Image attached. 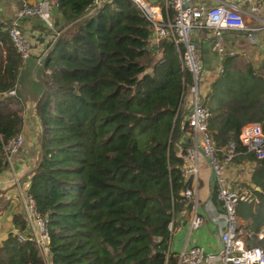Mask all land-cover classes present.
<instances>
[{
	"label": "trees",
	"instance_id": "1",
	"mask_svg": "<svg viewBox=\"0 0 264 264\" xmlns=\"http://www.w3.org/2000/svg\"><path fill=\"white\" fill-rule=\"evenodd\" d=\"M56 8L65 27L52 36L31 78L38 86V154L26 187L45 220L47 263L177 264L167 252L170 229L192 209L183 193L190 178L182 172L191 134L182 109L191 78L180 66L179 45L168 37L151 43L148 22L131 0H56ZM5 26L0 23V170L2 143L21 132L24 106L22 95L10 92L25 59ZM201 103L217 159L233 144L231 162L250 163V193H237L236 216L244 243L262 246L256 235L264 226V154L245 151L238 134L256 122L264 136V60L256 69L241 55L223 57ZM11 223L0 264H45L22 233L23 215L13 214Z\"/></svg>",
	"mask_w": 264,
	"mask_h": 264
},
{
	"label": "built area",
	"instance_id": "2",
	"mask_svg": "<svg viewBox=\"0 0 264 264\" xmlns=\"http://www.w3.org/2000/svg\"><path fill=\"white\" fill-rule=\"evenodd\" d=\"M100 1L93 0V4L97 5ZM131 1L148 22L150 39L156 42L161 38L168 37L175 46L179 45L180 66L190 74L191 84L187 88L190 95L187 96L189 103L185 120L191 130L193 144L187 148L185 154L195 157L198 150L200 151L207 160L217 187L216 196L222 208L220 217L224 225L218 234V260L221 264H264V227L256 235L257 239L262 242V246H247L244 243V232L240 228L236 216L238 195L235 189H230L226 185L225 170L232 157L236 155L234 145L228 144L223 148V159L219 161L215 154L216 149L213 138L206 132L208 110L201 103L206 90L201 83L202 67L197 51L190 39L192 31H206L218 53L223 50L225 32H240L247 41L257 43L255 32L264 30V18L257 16L264 0H245L248 5V12H244L235 3L225 1H218L209 6L191 5L187 0ZM244 13L246 16H244ZM41 14L42 4L40 2L30 6L21 3L15 15L5 23L7 35L23 59L29 57L30 42L27 34L20 27L19 20L27 16ZM247 16L251 19L254 18L255 23L252 25L247 24L245 22ZM220 72L221 70H219V74ZM10 93H13V91ZM238 140L245 151L252 152L257 158L263 156L264 136L258 123L249 122L242 125ZM22 142V137L19 134L3 142L1 148L4 158L14 152ZM183 193L184 196L190 197L189 188H186ZM24 201L25 212L23 217L26 224L28 223L29 226L32 224L31 229L25 234L34 241L39 251H43L47 242L45 220L34 211L33 200L27 194H25ZM201 220L202 218L195 214L192 209V215L187 223L189 227H193L198 225ZM16 236L18 239L23 238L19 233ZM177 258L179 264H197L205 260L202 249L197 246H190L185 250H181Z\"/></svg>",
	"mask_w": 264,
	"mask_h": 264
},
{
	"label": "crops",
	"instance_id": "3",
	"mask_svg": "<svg viewBox=\"0 0 264 264\" xmlns=\"http://www.w3.org/2000/svg\"><path fill=\"white\" fill-rule=\"evenodd\" d=\"M218 1L232 2L237 4L244 12H248V5L245 0H187L191 5L209 6ZM36 2L42 4V14L21 18L19 25L27 34L30 42V57L24 60L20 82L14 92L20 93L24 99L22 112V128L19 135L22 137V144L7 158L3 159L0 170V242L11 231H14L11 223L12 215L19 213L24 215L26 187L28 175L37 162L38 154V126L34 116V98L38 91V86L33 81L36 68L44 57L43 50L50 41V37L57 34L65 27L59 12L56 8V0H0V23H7L14 15L21 3L33 5ZM244 16L246 14L244 13ZM257 16L264 18V2L261 5ZM245 22L249 25L255 23L254 18L246 17ZM257 43L247 41L240 32H225L223 50L218 53L213 47L212 40L208 32L199 30L190 33L197 56L199 58L202 72L201 83L205 90H208L210 82L219 75L222 68V58L233 55H241L250 61L254 68H259V64L264 60V30L255 32ZM151 43H155L150 39ZM260 72V70H258ZM30 81L33 83L31 84ZM189 98L185 96V103L182 115L188 112ZM190 146L193 144L192 134L189 137ZM189 146V147H190ZM182 172L185 177L190 178V197L192 209L199 215L201 222L193 227L188 226V220L192 215V209L188 220L175 217L173 228L170 229L167 241V252L173 257H178L181 250L190 246L200 247L205 260L197 264H221L217 258L219 249L218 234L223 229V221L220 217L222 208L216 196V184L211 170L208 167L206 158L198 150L195 157L183 156ZM194 169V170H193ZM249 171V172H248ZM249 175L250 163L245 157L227 166L225 170L226 179L232 178L235 192L249 195ZM226 185L228 180H226ZM194 206V207H193ZM239 223H242L238 218ZM32 227L26 224V233ZM262 229V227H261ZM36 232V231H35ZM39 251V255L41 256ZM46 256L49 257L48 252ZM177 264L178 258H177Z\"/></svg>",
	"mask_w": 264,
	"mask_h": 264
},
{
	"label": "rangeland",
	"instance_id": "4",
	"mask_svg": "<svg viewBox=\"0 0 264 264\" xmlns=\"http://www.w3.org/2000/svg\"><path fill=\"white\" fill-rule=\"evenodd\" d=\"M38 92V91H37ZM190 95V93L188 92V89L186 90V92H185V96H186V98H187V96H189ZM186 102H188L189 103V100H186ZM233 162V161H232ZM233 163H235V162H233ZM249 172V171H248ZM228 180V184L230 185V189H235V188H232V185L231 184H233L234 183V180L232 179V178H228L227 179ZM264 227V226H263ZM262 227V228H263ZM44 252V251H43ZM43 252H41V257L43 258V260H44V262H45V264H48L47 262H48V260H47V256H46V253L44 254Z\"/></svg>",
	"mask_w": 264,
	"mask_h": 264
},
{
	"label": "water",
	"instance_id": "5",
	"mask_svg": "<svg viewBox=\"0 0 264 264\" xmlns=\"http://www.w3.org/2000/svg\"><path fill=\"white\" fill-rule=\"evenodd\" d=\"M255 189H258L257 187H255Z\"/></svg>",
	"mask_w": 264,
	"mask_h": 264
}]
</instances>
